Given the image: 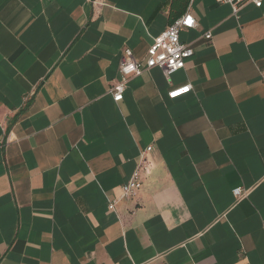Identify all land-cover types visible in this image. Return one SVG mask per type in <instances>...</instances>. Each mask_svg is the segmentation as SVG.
Listing matches in <instances>:
<instances>
[{
    "label": "crops",
    "instance_id": "0c3cea01",
    "mask_svg": "<svg viewBox=\"0 0 264 264\" xmlns=\"http://www.w3.org/2000/svg\"><path fill=\"white\" fill-rule=\"evenodd\" d=\"M188 9L185 68L113 102ZM0 264H264V0H0Z\"/></svg>",
    "mask_w": 264,
    "mask_h": 264
},
{
    "label": "built area",
    "instance_id": "2783aa9c",
    "mask_svg": "<svg viewBox=\"0 0 264 264\" xmlns=\"http://www.w3.org/2000/svg\"><path fill=\"white\" fill-rule=\"evenodd\" d=\"M216 4L226 5L231 8L232 15L237 16L240 9L246 4H252L256 8H260L262 0H214ZM196 27V21L193 18L191 11L188 9L182 16L175 19L167 28L157 36L146 51L144 60L135 59L132 52L128 49L124 50L119 62V74L121 80L112 86L109 94L113 102L118 103L123 99V94L126 89L128 80L132 77L139 76L151 69H158L165 75L176 73L185 68L187 60L193 54L192 44L182 43L180 33L191 30ZM204 38L209 40L211 34L208 32ZM191 85H185L175 88L168 93L169 99H175L186 95L191 91ZM151 147H147L140 152L138 163L133 174L128 181L121 186V199L135 198L142 188L141 173L148 167L146 155L150 152ZM233 194L236 197H241L244 193L240 188L234 189ZM116 202L108 204V210L114 211Z\"/></svg>",
    "mask_w": 264,
    "mask_h": 264
},
{
    "label": "trees",
    "instance_id": "16d2710c",
    "mask_svg": "<svg viewBox=\"0 0 264 264\" xmlns=\"http://www.w3.org/2000/svg\"><path fill=\"white\" fill-rule=\"evenodd\" d=\"M177 19V18H176ZM172 23V22H171Z\"/></svg>",
    "mask_w": 264,
    "mask_h": 264
}]
</instances>
